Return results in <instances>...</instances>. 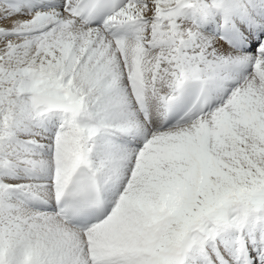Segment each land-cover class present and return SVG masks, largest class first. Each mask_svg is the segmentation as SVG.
I'll list each match as a JSON object with an SVG mask.
<instances>
[{
	"label": "snow or ice",
	"instance_id": "snow-or-ice-1",
	"mask_svg": "<svg viewBox=\"0 0 264 264\" xmlns=\"http://www.w3.org/2000/svg\"><path fill=\"white\" fill-rule=\"evenodd\" d=\"M0 264H264V0H0Z\"/></svg>",
	"mask_w": 264,
	"mask_h": 264
}]
</instances>
